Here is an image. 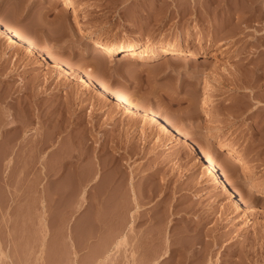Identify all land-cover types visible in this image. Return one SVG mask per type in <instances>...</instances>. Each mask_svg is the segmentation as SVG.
<instances>
[{
	"label": "rangeland",
	"instance_id": "374dc122",
	"mask_svg": "<svg viewBox=\"0 0 264 264\" xmlns=\"http://www.w3.org/2000/svg\"><path fill=\"white\" fill-rule=\"evenodd\" d=\"M0 22L33 52L0 35V264H172L181 244L264 264V0H0ZM175 51L187 61L167 63ZM211 159L235 187L207 176Z\"/></svg>",
	"mask_w": 264,
	"mask_h": 264
},
{
	"label": "bare ground",
	"instance_id": "6f19581e",
	"mask_svg": "<svg viewBox=\"0 0 264 264\" xmlns=\"http://www.w3.org/2000/svg\"><path fill=\"white\" fill-rule=\"evenodd\" d=\"M55 1H59V2H63L64 3V5H66L67 6V4L68 3H70L71 2V0H55ZM0 35H5V36H7V37H9L12 41H13V43H14V45H16L15 46V48L17 47V52H14V54H19V53H23V54H25V55H31V53H33L31 50H30V48H29V46H28V44H27V40L25 39V36H24V34H22L19 30H16L15 28H12V27H9V26H7V25H5L3 22H0ZM140 45H141V43H137V44H130L129 46H127V48L125 49V51L123 52V58H132L135 54H138V52L136 51V48L137 47H140ZM50 46H48V47H46V45L44 46V47H42L41 49H42V51H45V53L47 52L48 54H50L49 56L50 57H52V60H54V61H57V62H59L60 64L62 63L63 65H65L66 67H67V69H68V71H69V73H71V74H79V75H81V77H83V79L85 78H87V79H89V80H93V81H97L96 83H98L99 84V86H101V88H103L104 89V91H105V93H108L109 95H111L112 97H114L115 99H117V101H119L121 104H123L124 106H126V108H129L131 111H134V112H143V113H150L149 115H150V117L151 118H153V120L155 121V122H163L164 123V125L166 124V125H169L170 127L172 126L175 130H176V127H175V125L172 123V121L171 120H169L168 118L166 119L165 117H163L162 115H161V113H158L157 111H154V110H144L143 108H141V106H140V104H138L137 103V101H134L130 96H128L127 94H125V93H123L122 91H119V90H117V89H115L114 87H112V85L110 84V83H108L107 81H105V79H102V78H100L99 77V74H98V72L95 70V69H93V68H86L84 65H76V64H74L72 61H70V59L68 60V59H65V58H63V56H62V58L59 56V55H56L53 51L54 50H52L51 49V47L49 48ZM104 50H102L100 47H97V46H93V47H90L89 49H88V54L89 55H94V56H100V55H103L104 54V52H103ZM178 51H180V50H178ZM176 52V51H175ZM8 55V54H7ZM9 57V56H8ZM187 58L188 57H186V56H184L183 54H180L179 52H176V54H173L172 55V57H170L167 61V63H169V64H177V63H179V62H181V61H187ZM9 59V58H8ZM188 60H190V58L188 59ZM196 63V62H195ZM197 64V63H196ZM195 65V64H194ZM199 65V63L196 65V66H198ZM226 70V69H225ZM241 70V69H240ZM239 71V70H238ZM55 72V71H54ZM228 72V71H227ZM52 73V72H51ZM67 73V72H66ZM69 73H67V74H69ZM57 74V73H56ZM66 74V75H67ZM65 75V74H64ZM70 75V74H69ZM68 75V76H69ZM230 75V74H229ZM64 77L65 76H63L62 75V73L60 74V72H58V74L56 75V78H57V80H58V82H55L56 84H57V87H59L62 83L64 84V82H63V80H65L64 79ZM70 77V76H69ZM54 78L55 77H52V78H50L51 80L53 79V81H57V80H54ZM55 78V79H56ZM47 80V84H46V86L45 87H47L46 88V91L48 90V89H50L49 88V85H51L52 84V82L53 81H51V80ZM46 81V80H45ZM67 81V80H66ZM45 83V82H44ZM56 84H55V87H56ZM63 84H62V86H63ZM89 86V85H88ZM61 87V86H60ZM59 87V88H60ZM59 88H57V89H59ZM45 89V88H44ZM54 89H56V88H54ZM45 91V90H44ZM57 93H59L58 91H57ZM25 92L22 90L21 91V94L20 95H18L17 96V99L18 98H20V97H22L21 98V100L19 101V102H21V104L23 103V104H25V105H27L28 106V104H29V102H31L32 100H31V96H30V100H29V98H27V96H25ZM25 96V97H24ZM36 96H38V94L36 95ZM35 98V97H34ZM20 104V103H19ZM1 105V104H0ZM21 106H23V105H21ZM27 106H25V107H27ZM24 107V108H25ZM30 108V107H29ZM148 111V112H147ZM133 112V114H135ZM131 114V113H130ZM137 115V114H136ZM139 115H141V114H139ZM148 115V116H149ZM131 116V115H130ZM134 116V115H133ZM133 116H132V118H133ZM142 116V115H141ZM140 116V117H141ZM144 116V115H143ZM142 116V118H144ZM146 116H147V114H146ZM145 116V117H146ZM139 117V116H138ZM30 118V117H29ZM131 118V117H130ZM137 118V117H136ZM136 118L134 119L133 118V120H136ZM12 119V118H11ZM26 119V118H25ZM146 119H147V117H146ZM14 120V119H13ZM32 121V120H31ZM31 121H25V122H28V123H30ZM9 123H14L12 120L10 121V119H9V121H8ZM17 122V121H16ZM15 122V123H16ZM23 122H24V120H23ZM23 122H21V124H24ZM162 123V124H163ZM20 124V123H19ZM25 124H27V123H25ZM25 124L23 125V126H25ZM160 124V123H159ZM12 125H14V124H12ZM167 129V128H166ZM40 140V139H39ZM130 146V145H129ZM129 149H131V147L129 148ZM208 155V154H207ZM209 156V155H208ZM224 158L226 157L227 158V156L226 155H224L223 156ZM206 169H205V172L207 173V176L210 178V179H213V178H216V177H218V178H220L221 180H223L224 182H225V184H227L228 186H231V187H235V183L232 181V176L228 173V171L224 168V167H222L221 165H216L215 163H214V161H213V159H211L210 160V166H208V167H205ZM217 181V180H216ZM155 194V193H154ZM233 194L236 196V197H239V200L243 203V205H244V207L245 208H247V207H249V205L247 204V202H246V200L244 199V196H243V194H242V192L240 191V190H238V189H236V188H234V192H233ZM154 197V195H151V194H149L148 196H147V198H148V201L150 200V199H153V197ZM137 201V200H136ZM138 202V201H137ZM162 202V201H161ZM159 204L161 205V203L159 202ZM139 205V204H138ZM189 207V206H188ZM190 207H192V206H190ZM190 207H189V209H190ZM140 208V207H139ZM183 209V208H182ZM186 208L184 207V209L183 210H180V211H176V214H178V213H180V212H187V210L190 212V210L187 208L186 210H185ZM194 209V207L191 209V211ZM232 209V208H231ZM195 210V209H194ZM246 210V209H245ZM227 211H230L227 207H225L224 208V210L222 211L223 212V215H225L226 213H227ZM234 211V210H233ZM166 212V211H165ZM168 212V211H167ZM189 212H187V213H189ZM164 213V212H163ZM163 213H162V215L160 216V217H158L159 219H157L158 221H164V215H163ZM193 213V212H192ZM195 213V212H194ZM232 213V212H231ZM246 213H248V212H246ZM245 213V214H246ZM141 215H143V214H141ZM141 215H140V217H141ZM249 215V214H248ZM166 216V215H165ZM136 217V216H135ZM139 217V218H140ZM150 217H153V216H150ZM223 217V216H222ZM138 218V217H137ZM136 218V219H137ZM142 218V217H141ZM149 218V217H148ZM143 219V220H142ZM142 219H140V220H138V221H144V218H142ZM146 219H147V217H146ZM150 219V218H149ZM154 218H152V220H153ZM156 219V218H155ZM151 220V219H150ZM135 221V220H134ZM148 221V220H147ZM201 221H210V217L208 216V217H206V218H204V217H201ZM155 238V237H154ZM150 240L149 241H151V238H149ZM153 241V240H152ZM151 241V243L153 244V242ZM123 243V242H122ZM157 243V242H156ZM194 243V242H193ZM192 243V244H193ZM195 244V243H194ZM210 245V244H209ZM138 246V245H137ZM150 246H151V244H150ZM178 246V245H177ZM176 246V247H177ZM208 246V245H207ZM206 246V248H204V247H196L195 246V248H194V245H182L181 244V246H179V247H177V248H175L174 250H172L170 253H167V255H166V257H164V259L166 260V259H168L169 261H171V262H173L174 264H196V263H198V264H206V258H208L207 257V254H208V252H210L211 250H209V248ZM153 247V246H152ZM159 248V247H158ZM167 248V247H166ZM204 248V249H203ZM138 249V248H137ZM154 249V248H153ZM165 249V248H164ZM170 249V248H169ZM172 249V248H171ZM143 250V249H142ZM162 250V249H161ZM138 251L140 252V250L138 249ZM137 251V252H138ZM138 252V253H139ZM155 254H156V252H154ZM160 253H161V251H160ZM164 253V252H163ZM166 253V252H165ZM154 254V255H155ZM140 256V255H139ZM158 258H159V256H158ZM152 259H154L153 257H152ZM163 259V260H164ZM150 260V259H149ZM162 260V261H163ZM167 260V261H168ZM139 261V260H138ZM140 261H142L141 259H140ZM145 261V260H144ZM147 261V260H146ZM198 261V262H197ZM149 262V261H148ZM210 262V261H209ZM141 262H139V264H140ZM155 263H157V262H155ZM172 263V264H173ZM158 264V263H157ZM211 264V263H210ZM245 264H247V263H245Z\"/></svg>",
	"mask_w": 264,
	"mask_h": 264
}]
</instances>
